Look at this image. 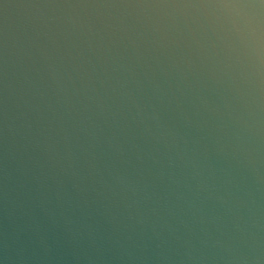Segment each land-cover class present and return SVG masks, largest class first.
<instances>
[{"label":"clouds","instance_id":"clouds-1","mask_svg":"<svg viewBox=\"0 0 264 264\" xmlns=\"http://www.w3.org/2000/svg\"><path fill=\"white\" fill-rule=\"evenodd\" d=\"M0 264H264V0H0Z\"/></svg>","mask_w":264,"mask_h":264}]
</instances>
